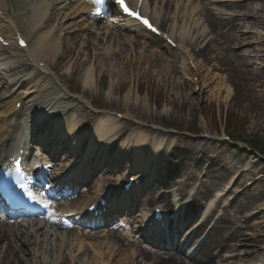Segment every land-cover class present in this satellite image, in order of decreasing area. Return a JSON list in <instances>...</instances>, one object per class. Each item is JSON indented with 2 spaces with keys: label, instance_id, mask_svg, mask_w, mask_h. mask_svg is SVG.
Returning <instances> with one entry per match:
<instances>
[{
  "label": "bare ground",
  "instance_id": "6f19581e",
  "mask_svg": "<svg viewBox=\"0 0 264 264\" xmlns=\"http://www.w3.org/2000/svg\"><path fill=\"white\" fill-rule=\"evenodd\" d=\"M142 8L145 13L152 9L153 20L168 31L182 54L155 38H147L135 27L119 22L95 0H0V38L8 44L0 46L3 69L0 73V155L8 151L10 129L17 125L19 117L23 121L18 126H32L37 134L35 129L40 130L43 121L38 120L40 124L35 125L37 123L30 119L46 109L44 113L48 119L55 121L50 114L60 110L64 121L57 123L62 125L59 130H48L49 124L43 133L51 134L41 133L40 136L57 144L56 148L63 149L71 160L77 156L80 165L90 164V159L86 160L88 150L81 148L90 147V153L94 152L91 169L104 161L109 165L113 162L118 165L116 167L128 164L129 175L152 182L146 196L148 208L157 205L159 197L156 194L161 190L166 191L160 196L165 209L177 208L176 203L172 205L176 196L187 192L192 182H197L198 186L204 182L207 186L202 185V191L192 190L191 200L198 203L190 209L193 217L215 190L224 185L226 177L234 173L235 165L231 166L230 162L232 153L223 154L221 158L230 169L223 174L217 173L218 155L214 160L211 157L218 150L224 151L216 145L214 153L188 148L174 136L155 129L142 130L138 126L128 129V122L121 126L122 122L107 110L97 117L85 105L93 107L96 103L97 76L101 71L111 74L112 90L106 93L111 101L119 81H133L148 75L167 83L171 90L177 85V75L193 81L187 63L194 65L195 76L199 79L193 84L190 97L193 104L202 103L205 94L216 100L232 99L233 88L222 75L225 57L250 71L253 65H259L256 60L264 59V55H259L264 53V0H144ZM97 9L102 10L101 14H97ZM18 36L27 42V48L18 46ZM61 61L65 62L64 66ZM77 66L82 67L83 72L72 93L70 83L78 73ZM206 72L209 73L204 75ZM15 84L19 87L13 86ZM197 87L200 90L195 97ZM132 94L129 91L125 97L126 107L132 102ZM18 105L21 108H17ZM130 113H123V117L127 118ZM168 117L172 115L165 110L160 119ZM61 135L70 141L69 144ZM247 165L241 168L240 177H248L254 169ZM108 168L101 182L92 188L94 196L104 189L108 177L113 178ZM114 178V183L120 187L122 178ZM167 181L172 182L170 188ZM226 182L225 186L230 183L229 179ZM254 185L253 182L249 184L252 193ZM252 193L246 198L249 196L253 205L257 202L261 206L255 216L258 217L251 216L246 226L264 220L263 211L260 212L264 210V193ZM201 195L202 200L198 199ZM83 198L94 200L87 194ZM211 209L208 208L204 222L194 231L195 238L216 219V210ZM137 211L133 220L143 226L151 211L144 206ZM2 218L0 212V264H264V255L249 250L252 245H245L248 249H238L234 245L248 235L242 229L226 226L221 217L217 218L211 234L194 258L182 256L178 250L174 254L154 252L155 248L164 250L163 245L146 237L140 230L142 226H134L131 232L134 236L130 234L129 237L87 236L85 240L89 243L86 244L79 239L78 231H60L53 221L22 220L13 224ZM259 225L264 228V223ZM219 250L222 252L216 257Z\"/></svg>",
  "mask_w": 264,
  "mask_h": 264
},
{
  "label": "rangeland",
  "instance_id": "374dc122",
  "mask_svg": "<svg viewBox=\"0 0 264 264\" xmlns=\"http://www.w3.org/2000/svg\"><path fill=\"white\" fill-rule=\"evenodd\" d=\"M261 15H263V13H261ZM259 55H264V53H259ZM220 56H222V54ZM199 61L202 62L203 58H200ZM225 61V72L222 75L227 78L229 85L233 88V97L228 101L224 99H212V95L205 94L202 103L193 104L190 100L193 93V84L198 83L199 79L198 76H195L196 73L193 66L189 65H187V69L189 70V77L192 78L193 81L177 75L176 78L179 77V80H177V85H175L174 90H171L167 83L160 82L159 78L152 79L146 75L133 81H119V83L116 84L115 94L110 99L111 101L106 97V93L112 90L113 82L111 74L107 71H101L97 76L99 85L97 86L95 100L97 105H100L102 108H107L112 112H131L132 116H136L149 123L178 126L183 130H195L196 133L199 134L208 132L220 135L223 133L226 135L230 134L231 136L240 137L242 141L257 143L260 149L264 150V66H262L264 65V59L262 61L256 60L259 65H253L251 71L250 68L248 70L243 66H239L237 61L230 57H225ZM60 63L64 66L65 62L63 63L61 61ZM257 66L262 69L257 68ZM209 69L210 68H208V70ZM77 70V75L72 78L70 83L72 89L77 85L83 68L77 66ZM58 71H60V68ZM209 72L204 73V75H207ZM104 73L106 75L105 77L103 76ZM199 90L200 87H197L195 90V97H198L197 94ZM129 91L133 92V99L131 104L126 107L124 104L125 97H127ZM144 103H146V106H144ZM165 110L168 111L172 117H168L164 120L160 119L162 112ZM143 126L146 127L145 125ZM181 142H183L186 147L208 150L212 151V153L215 151L213 145L203 142V140L189 141L188 139H182ZM222 150L224 152H221V150L216 151L218 155L216 159L219 161L217 165L218 173L223 174L226 172V168L230 169L227 163L221 160V158L224 157L223 154L232 153L230 162L231 166L235 165V168H233L234 173L227 176L226 181H228V179L231 181L239 172L245 161H249V169L252 166L254 169H252L250 175L244 177L243 180L239 179L238 181V179L235 178L234 181H232L233 188L231 195L223 201L224 203L218 210L222 212V209L226 205H229L230 210H223L227 218L225 222L229 224L237 223L235 227L238 229L242 227V232L248 235L243 240L235 241L234 245L238 249H248L246 246L252 245L249 250H256V252L264 255V228L259 225L260 223H264V220L262 219L255 223L251 222L247 226L244 224V221H247L250 215H255L261 206L259 203L257 204V202L253 205L250 201L251 198L249 196L246 198V196H251L252 193V190L249 188L250 180L256 182V186L253 187V190H255L252 194L264 193V162L249 155H237L231 152V150L227 151L223 147ZM219 157L220 160H218ZM258 178L259 180L254 181ZM226 181L224 185L221 182L223 186L219 187V191L222 192L226 187L225 185L228 183ZM217 192L218 191H216V193ZM262 204H264V200ZM250 225L254 228L257 227L255 231H252L254 228L250 227ZM238 239L241 238L238 237ZM257 261H260V259Z\"/></svg>",
  "mask_w": 264,
  "mask_h": 264
},
{
  "label": "snow or ice",
  "instance_id": "6c2138e0",
  "mask_svg": "<svg viewBox=\"0 0 264 264\" xmlns=\"http://www.w3.org/2000/svg\"><path fill=\"white\" fill-rule=\"evenodd\" d=\"M95 3L101 4V3H103V0H95ZM116 3L122 7L124 12L136 17L137 19H140L148 27H150V28L153 27L152 24L146 18H143L138 13L131 11L130 8L128 7V5L125 3V0H116ZM97 14H101L99 9H97ZM154 30H156V29H154ZM20 43L23 45L24 41L21 40ZM30 195H31V193H30ZM32 198L35 199L34 196Z\"/></svg>",
  "mask_w": 264,
  "mask_h": 264
}]
</instances>
